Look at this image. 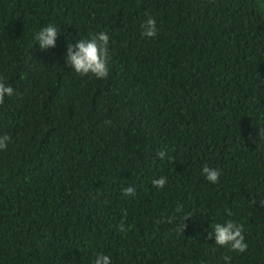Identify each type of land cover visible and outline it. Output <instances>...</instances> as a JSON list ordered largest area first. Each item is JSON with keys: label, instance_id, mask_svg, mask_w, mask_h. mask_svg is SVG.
<instances>
[{"label": "trees", "instance_id": "16d2710c", "mask_svg": "<svg viewBox=\"0 0 264 264\" xmlns=\"http://www.w3.org/2000/svg\"><path fill=\"white\" fill-rule=\"evenodd\" d=\"M99 31L108 76L71 72ZM0 79V264H264V0H0ZM225 219L244 253L207 239Z\"/></svg>", "mask_w": 264, "mask_h": 264}, {"label": "clouds", "instance_id": "9594fccd", "mask_svg": "<svg viewBox=\"0 0 264 264\" xmlns=\"http://www.w3.org/2000/svg\"><path fill=\"white\" fill-rule=\"evenodd\" d=\"M60 33L54 25L41 27L33 37L35 46L40 50L46 51L56 47V41ZM140 35L146 39H154L157 36L156 21L148 16L140 24ZM108 60H109V36L104 31L90 34L86 38L76 39L75 43L67 44L65 52V65L71 69V72L81 76L95 78L97 80L108 76ZM13 94V88L0 79V101L5 97ZM9 138L0 136V150L7 147ZM160 159H164L165 153L160 151L157 153ZM204 179L210 184L215 185L218 181L220 172L217 168L204 166L201 170ZM153 188L162 189L166 184L163 177L153 179L151 181ZM121 195L125 198L135 196V188L127 186L121 189ZM207 232V239L214 241V245L220 248H226L234 253H244L247 248V242L244 235V227L242 224L232 219H225L223 222L213 223ZM123 231L124 225H118ZM185 224L181 231H184ZM231 257L224 256L223 264H231ZM90 264H112L111 257L98 252L92 258Z\"/></svg>", "mask_w": 264, "mask_h": 264}]
</instances>
